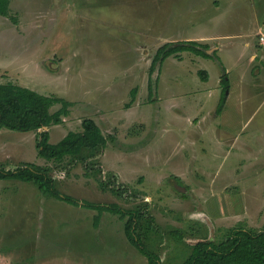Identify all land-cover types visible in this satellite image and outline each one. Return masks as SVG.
<instances>
[{"label": "rangeland", "instance_id": "rangeland-1", "mask_svg": "<svg viewBox=\"0 0 264 264\" xmlns=\"http://www.w3.org/2000/svg\"><path fill=\"white\" fill-rule=\"evenodd\" d=\"M10 15L0 14V82L72 103L62 124L45 129L50 143L93 119L107 145L85 161L56 163L39 155L36 132L0 128V169L49 166L55 188L78 202L0 180V203L9 201L3 208L13 217L0 223V264H149L120 215L95 206L142 208L154 217L165 241L162 261L175 256L171 231L194 245L247 227L225 213L231 207L222 199L250 187L245 180L224 186L236 181L229 170L243 171L246 160L237 149L223 154L213 131L231 122L245 140L264 128V60L251 59L262 47L264 0H11ZM202 37H212L220 52L184 50L152 68L162 46ZM226 76L233 86L244 81L251 98L242 107L233 94L218 125L210 111L221 102ZM196 120L209 125L194 129ZM262 180L264 173L255 176Z\"/></svg>", "mask_w": 264, "mask_h": 264}, {"label": "trees", "instance_id": "trees-1", "mask_svg": "<svg viewBox=\"0 0 264 264\" xmlns=\"http://www.w3.org/2000/svg\"><path fill=\"white\" fill-rule=\"evenodd\" d=\"M10 1L0 0L1 15L11 16ZM184 50L195 51L197 55L204 57L209 56L205 47L197 41L166 44L158 50L152 68ZM202 74L205 78L206 72ZM228 87V81L224 80L219 112L225 103ZM57 105H61L60 109L53 111ZM71 107L72 103L64 98L43 95L13 82H0V128L36 132L38 153L49 161L62 163L67 158L73 161H85L107 145L101 127L93 119L83 120L81 132H70L59 143H50V131H46L45 127L62 124L64 118L69 116ZM50 170L49 166L42 167L27 163L15 170L0 169V180L17 179L32 183L45 195L78 203L62 195L55 188V180ZM95 207L102 212L110 211L120 215L125 221L128 239L148 259L149 264H176L175 259L181 260L179 264H264V230L231 228L223 241L214 242L207 236L201 237V240L194 245L186 243V236L181 230H174L170 235L176 245L175 256L172 260L162 261L159 248L165 241L155 225L154 217L148 216L142 208L127 210L116 204ZM98 220L99 217L96 221ZM196 232L199 236V231Z\"/></svg>", "mask_w": 264, "mask_h": 264}, {"label": "crops", "instance_id": "crops-1", "mask_svg": "<svg viewBox=\"0 0 264 264\" xmlns=\"http://www.w3.org/2000/svg\"><path fill=\"white\" fill-rule=\"evenodd\" d=\"M211 38L212 37H202L197 38L196 40L205 47L209 56H211V54L220 52V48L218 46H213L210 44ZM259 57L264 60V45H262L258 52H253L251 59L257 60ZM228 70L229 69L226 70V74L228 73ZM203 72H206V75H204V80L207 81L209 78V72ZM224 80L229 81L227 76L222 77L219 81L222 87ZM229 84L230 86L228 87L227 96L225 98V103L221 109V112H219L220 102L217 104V109L213 108L210 111V119L216 121L218 125H220L222 122V115L226 113L227 105L233 94L239 98L242 107H244L251 98V94L246 93L247 84L244 81L240 80L238 84H235V86H233V82ZM191 125L195 129V127L197 128L209 125V123L208 120H196L195 122H192ZM213 133L215 138H217L216 146H218L220 150H223V154H226V156L230 154L231 156V150L237 149L236 156L246 160L244 164L240 165V167L243 168V171L239 170V166L229 170V172H234L236 181H226L224 186H240L242 182L241 180H245L246 182L250 183V187L240 188L239 190L236 189L235 191L237 193L235 192L236 194L233 195V197L231 196L229 199H227L229 194L225 193V197H222V199L224 202H226L227 208L231 207L228 210H225V213L227 212L230 213V215L244 218L245 223L248 224L246 228L262 231V228H264V180L255 182L254 179L255 176L261 177V175L264 173V168H261V165L264 163V128L261 130L258 129L255 132L253 131L252 134L245 140H242L238 136L240 133L236 128V125H232L231 122H228L223 128L219 126L217 130L213 131ZM216 180H218V178H216ZM262 189L263 192H261ZM8 205L9 201H2L0 203V223H8L7 220L13 218L10 216V211L4 209ZM20 220L23 222L22 219ZM10 225H12L11 222ZM34 226L35 228L37 227L36 224ZM22 227L24 228V231H22L20 227L18 230L26 233L28 228L26 226ZM32 230H34V227L29 229L30 232H32ZM7 253L8 256L12 257L10 252ZM7 253L4 254V260L8 258Z\"/></svg>", "mask_w": 264, "mask_h": 264}, {"label": "built area", "instance_id": "built-area-1", "mask_svg": "<svg viewBox=\"0 0 264 264\" xmlns=\"http://www.w3.org/2000/svg\"><path fill=\"white\" fill-rule=\"evenodd\" d=\"M259 36H260L261 45H264V32L263 31L259 32Z\"/></svg>", "mask_w": 264, "mask_h": 264}, {"label": "water", "instance_id": "water-1", "mask_svg": "<svg viewBox=\"0 0 264 264\" xmlns=\"http://www.w3.org/2000/svg\"><path fill=\"white\" fill-rule=\"evenodd\" d=\"M45 129H46V127H45ZM47 131V130H46Z\"/></svg>", "mask_w": 264, "mask_h": 264}]
</instances>
